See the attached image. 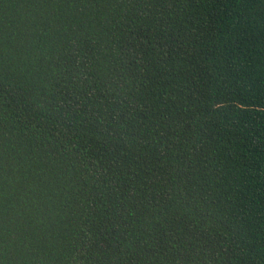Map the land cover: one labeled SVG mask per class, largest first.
<instances>
[{
  "label": "trees",
  "instance_id": "1",
  "mask_svg": "<svg viewBox=\"0 0 264 264\" xmlns=\"http://www.w3.org/2000/svg\"><path fill=\"white\" fill-rule=\"evenodd\" d=\"M5 152L49 264H264V0H0Z\"/></svg>",
  "mask_w": 264,
  "mask_h": 264
},
{
  "label": "clouds",
  "instance_id": "2",
  "mask_svg": "<svg viewBox=\"0 0 264 264\" xmlns=\"http://www.w3.org/2000/svg\"><path fill=\"white\" fill-rule=\"evenodd\" d=\"M11 5L5 4L7 10ZM44 7H56V5H44ZM7 39V37H5ZM5 56L10 54V50L5 45ZM7 147V146H6ZM3 184L0 185V264H49L43 257L33 255V246L37 244L40 237L36 231L31 230V234H27L23 225L16 223V217L21 213L17 208V201L14 198L16 193L15 180L13 175L7 173V168L10 166L7 162V152H5ZM18 179V177H16ZM11 186V190L10 187ZM34 199V197H33ZM21 201L26 207V211H31L28 208L30 201L28 194L24 193L21 196ZM18 233H24L17 236ZM16 250L14 258L10 257L12 250Z\"/></svg>",
  "mask_w": 264,
  "mask_h": 264
}]
</instances>
